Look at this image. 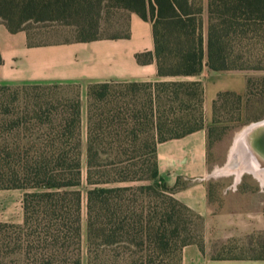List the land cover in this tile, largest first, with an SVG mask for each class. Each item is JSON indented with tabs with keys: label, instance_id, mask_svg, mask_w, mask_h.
<instances>
[{
	"label": "rangeland",
	"instance_id": "obj_1",
	"mask_svg": "<svg viewBox=\"0 0 264 264\" xmlns=\"http://www.w3.org/2000/svg\"><path fill=\"white\" fill-rule=\"evenodd\" d=\"M95 15L99 21V38H111L126 32L127 14L109 7L107 2L95 8ZM23 27L28 29L36 44L65 43L78 37L77 27L65 22L31 20ZM248 80L253 81L252 102L248 108L244 107L239 113L236 100L228 97V103L218 106L216 117L213 106L210 114L206 102L209 89L223 86L225 90H220L218 94L230 92L243 95ZM208 81L187 77L155 82L0 85V94L14 98L13 107L17 111L23 113L27 106L41 104L52 111L51 120L55 125H59L66 116L73 118L72 114L77 109L82 162L79 185L67 189L70 194L81 196V238L58 243L49 238H34L31 242L26 240L11 244L10 247L17 248L19 253L9 256L7 264H181L184 247L190 244L204 246L211 240L213 256L217 258L264 257V231L245 237L211 238L218 234L217 220L225 224L236 219L240 226L249 222H259L264 226V179L246 170L247 159L242 152H236L237 139L243 130L252 123L264 120V70L218 73L217 77ZM162 82H199L202 85L201 106L192 103L198 124L207 134L209 172L207 179L201 183L184 182L171 188L154 174L157 153H153L152 144L157 137V119L150 116L148 95L155 89L154 85ZM105 83L111 84L108 96L102 100L91 99L90 91L94 87L100 90L98 86ZM167 108V105L161 109L157 106L158 112ZM135 110L143 111L139 120L133 116ZM42 119L45 124L49 122L46 117ZM38 122L37 119V125ZM91 141L100 153L89 164L87 150ZM200 187H205L208 193L209 205L204 212L224 218H207L201 206L194 208L185 202L186 193H194L190 198H199L196 188ZM96 188L106 190L102 194L104 200L114 198L112 200L117 205L114 211L118 213L114 222L118 225V221H122L120 227L123 226V229L117 232L112 243L104 238H108L110 229L116 227L111 224L106 207L100 210L95 198L92 216L93 221H97L96 214H100L101 227L97 233L103 239H89L91 211L88 192ZM30 192L24 189L0 190V224L27 229L23 226V202ZM158 228H161L159 233L163 245H155L149 239ZM100 229L103 232H99Z\"/></svg>",
	"mask_w": 264,
	"mask_h": 264
},
{
	"label": "trees",
	"instance_id": "obj_2",
	"mask_svg": "<svg viewBox=\"0 0 264 264\" xmlns=\"http://www.w3.org/2000/svg\"><path fill=\"white\" fill-rule=\"evenodd\" d=\"M104 2L125 12L127 18L129 13H136L143 20L153 22L155 57L161 78L199 77L205 69L209 73L264 70V0H208L206 11L203 0H0V22L13 33L26 31L31 43L33 37L23 27L31 20L65 22L77 27L78 37L74 41H96L101 38L97 34L99 21L95 8ZM125 36L126 32L111 38ZM148 56L143 54L137 58L144 63ZM110 85L98 86L100 90L94 87L89 97L105 99ZM154 86L148 95V103L150 116L157 119V137L152 144L153 153H157L158 144L202 129L192 103L201 106L203 89L199 82H162ZM252 92L253 81L248 80L243 95L218 94L213 102L214 116L220 104L228 103V97L236 100L241 113L252 102ZM156 105L159 109L166 105L168 108L158 112ZM13 106L14 98L0 94V190L31 192L26 194L23 202V226L27 229L0 224V264H7L9 256L19 253L17 248L10 247L11 244L31 242L34 238H49L55 243L81 238V196L67 192L79 185L82 173L78 110L73 112V118L66 116L55 125L51 120L52 111L41 104L33 103L23 113ZM134 113L135 119L139 120L143 111L135 110ZM42 117L49 122L45 124ZM87 152L89 164L100 153L92 141ZM153 166L154 174L159 176L157 164ZM105 191L96 188L88 192L89 239H103L97 233L101 227L100 214H96L97 221H93L92 216L95 198L100 210L106 207L111 224L116 227L110 229L108 238H104L112 243L123 226L120 227L122 221L115 224L118 213L114 208L117 205L114 198L103 199ZM160 229L149 238L155 245H163Z\"/></svg>",
	"mask_w": 264,
	"mask_h": 264
},
{
	"label": "crops",
	"instance_id": "obj_3",
	"mask_svg": "<svg viewBox=\"0 0 264 264\" xmlns=\"http://www.w3.org/2000/svg\"><path fill=\"white\" fill-rule=\"evenodd\" d=\"M205 11L208 0H203ZM127 36L106 38L96 41L65 43L29 40L26 31L11 32L0 22V85L55 83V82H155L164 78L158 75L155 57L153 22L143 20L136 13H129L126 24ZM147 54L146 62H139L138 56ZM218 73L207 69L194 80L207 82ZM209 89L207 108L211 114L213 102L219 91ZM157 167L159 177L168 187L175 188L184 182L198 183L207 179V134L205 129L179 139L158 144ZM199 198H190L189 206H201L203 215L210 219H222L220 215L207 214L208 193L205 187L196 188ZM198 201V203H196ZM205 209V210H204ZM206 211V212H204ZM264 220V218L262 217ZM218 221V234L211 238H236L251 236L264 231L259 222L241 225L236 219L222 224ZM264 225V221H263ZM212 240L204 246L190 244L184 247L181 264H264V257L217 258L213 256Z\"/></svg>",
	"mask_w": 264,
	"mask_h": 264
},
{
	"label": "water",
	"instance_id": "obj_4",
	"mask_svg": "<svg viewBox=\"0 0 264 264\" xmlns=\"http://www.w3.org/2000/svg\"><path fill=\"white\" fill-rule=\"evenodd\" d=\"M241 140L253 164L264 170V120L246 127Z\"/></svg>",
	"mask_w": 264,
	"mask_h": 264
},
{
	"label": "bare ground",
	"instance_id": "obj_5",
	"mask_svg": "<svg viewBox=\"0 0 264 264\" xmlns=\"http://www.w3.org/2000/svg\"><path fill=\"white\" fill-rule=\"evenodd\" d=\"M242 134V133H241ZM241 134L239 135L238 139H237V148H236V152L240 153L242 152V154L245 156V158L247 159V161L245 163H247V165L245 166V169L254 173L256 176L264 179V170L258 168L257 166H255L252 162V160H250L248 153L246 152V150L244 149V146L242 145V140H241Z\"/></svg>",
	"mask_w": 264,
	"mask_h": 264
}]
</instances>
